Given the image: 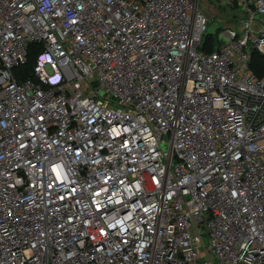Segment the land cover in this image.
<instances>
[{
	"label": "built area",
	"instance_id": "2783aa9c",
	"mask_svg": "<svg viewBox=\"0 0 264 264\" xmlns=\"http://www.w3.org/2000/svg\"><path fill=\"white\" fill-rule=\"evenodd\" d=\"M218 1L203 52L194 0H0V264H264V0Z\"/></svg>",
	"mask_w": 264,
	"mask_h": 264
},
{
	"label": "rangeland",
	"instance_id": "374dc122",
	"mask_svg": "<svg viewBox=\"0 0 264 264\" xmlns=\"http://www.w3.org/2000/svg\"><path fill=\"white\" fill-rule=\"evenodd\" d=\"M198 9L209 19L212 20L207 25V30L204 35L203 41L206 38H209L211 44H214L215 47L219 46V43L224 41L223 38V29L225 24L229 25L231 23H227V19H230L234 16L239 17L241 15V11H236L233 9H229L226 5L218 0H198ZM264 18V16H263ZM231 27L235 28V24H231ZM99 95L102 96L103 93L100 91ZM162 149L167 151L168 145L163 144ZM203 244L205 246L208 245V238L203 236ZM203 250V246L200 247ZM213 263L217 264V259L213 258Z\"/></svg>",
	"mask_w": 264,
	"mask_h": 264
},
{
	"label": "trees",
	"instance_id": "16d2710c",
	"mask_svg": "<svg viewBox=\"0 0 264 264\" xmlns=\"http://www.w3.org/2000/svg\"><path fill=\"white\" fill-rule=\"evenodd\" d=\"M214 48H215L214 44H211L210 39L206 38L202 43L201 51L212 52ZM33 63H34V51L32 50L29 54L27 63L17 71L20 79L25 78L31 74ZM251 68L258 77L264 76V58L261 57L260 55L253 54Z\"/></svg>",
	"mask_w": 264,
	"mask_h": 264
},
{
	"label": "water",
	"instance_id": "95a60500",
	"mask_svg": "<svg viewBox=\"0 0 264 264\" xmlns=\"http://www.w3.org/2000/svg\"><path fill=\"white\" fill-rule=\"evenodd\" d=\"M194 3L197 4L198 3V0H194Z\"/></svg>",
	"mask_w": 264,
	"mask_h": 264
},
{
	"label": "crops",
	"instance_id": "0c3cea01",
	"mask_svg": "<svg viewBox=\"0 0 264 264\" xmlns=\"http://www.w3.org/2000/svg\"><path fill=\"white\" fill-rule=\"evenodd\" d=\"M229 8V7H228ZM230 9V8H229Z\"/></svg>",
	"mask_w": 264,
	"mask_h": 264
}]
</instances>
